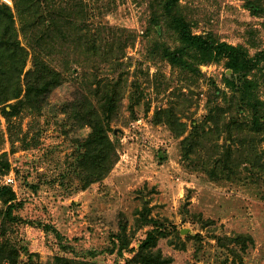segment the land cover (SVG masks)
<instances>
[{
    "label": "rangeland",
    "instance_id": "obj_1",
    "mask_svg": "<svg viewBox=\"0 0 264 264\" xmlns=\"http://www.w3.org/2000/svg\"><path fill=\"white\" fill-rule=\"evenodd\" d=\"M58 1L67 10L49 59L65 71L64 81L41 108L21 103L8 113L24 92L0 102V154L11 163L0 183L16 192L13 205L0 199V264H12L9 245L15 264H54L56 254L74 255L66 244L80 257L126 264L155 227L154 248L171 257L167 264H264V177L245 161L251 145L264 149V131L251 129L253 109L247 117L229 102L227 59L198 65L193 52L176 58L184 27L161 16L153 24L157 0ZM10 7L26 44L15 0ZM177 8L174 15L193 34L244 45L251 54L264 48V0H179ZM88 28L98 40L92 51L78 38ZM31 66L30 55L25 69ZM263 74L256 73L264 99ZM111 78L117 105L109 133L118 137L119 157L107 175L85 186L79 161L91 127L82 109L89 101L101 108ZM214 106L220 110L211 118ZM194 122L204 129L187 150ZM232 139L234 175L222 177L211 163ZM118 232L128 244L122 252Z\"/></svg>",
    "mask_w": 264,
    "mask_h": 264
},
{
    "label": "trees",
    "instance_id": "obj_2",
    "mask_svg": "<svg viewBox=\"0 0 264 264\" xmlns=\"http://www.w3.org/2000/svg\"><path fill=\"white\" fill-rule=\"evenodd\" d=\"M59 3L58 0H15V9L20 17L26 44H23L19 37L13 9L9 5L0 3V102L7 103L13 99H19L23 92L25 97V99L20 98L15 104L9 103L12 111L9 110L8 113H14L18 104L21 103L25 106L34 105L41 108L48 94L65 79L63 74L65 71L58 70L49 59L53 46H55L54 36L58 19L67 10V8H57ZM178 4L179 0H157L158 15L152 19V23L156 24L157 17L161 16L163 20H167L169 26L173 25L176 28L183 25L184 28L178 38L181 52H178L177 49L176 58H179V53L193 52L198 56V65L226 58V68L231 72L224 73L223 81L230 88L229 102L240 106L239 113H244L247 117L251 115V109H253L254 121H252L253 124H250L251 129L255 132L264 131V99L257 94L260 80L256 75L258 71L264 73V48L251 54L244 45H236L201 33L189 32L188 27L184 25L183 18L174 15V9H178ZM72 9H76L77 15L86 11L85 8ZM96 9L92 8V12ZM78 38L80 42L86 43L91 51L96 48L98 40L93 35L92 29L88 28V31L81 33ZM30 55L32 66L26 70ZM67 71L69 73V70ZM252 73L254 76L250 77ZM114 83V78L106 82L108 89L101 101V108L98 109L92 101H89V105L83 106L82 109V118L91 127L90 133L83 141L84 151L79 161L85 186L107 175L119 157L117 134L115 133L117 138L113 139L109 133L117 105V86ZM215 110H220V108L211 107L208 112L209 117L214 118L218 115L219 111ZM246 111L248 114H245ZM233 121L240 126L245 124L236 119ZM201 129H204L201 122L193 123L190 134L184 139V142L188 143L187 150L194 147L199 141L197 137L202 133ZM191 141L197 142L194 144ZM233 143H236L235 139L226 143V149L218 157L213 158L211 163L213 167L220 169L222 177L234 175L237 149L234 148ZM249 150V155L245 160L248 163V170H260L258 174L264 177V149L259 151L258 148L251 145ZM2 157L3 154H0L1 175L8 173L11 169L9 159H2ZM211 170L217 169L212 168ZM15 197L16 192L12 186L0 183V199L2 201L9 203L10 206L13 205ZM145 219L149 221L147 216ZM150 220L157 224L154 218L151 217ZM158 235V228L149 229L146 237L140 242L139 248L132 256L126 258V264H167L171 262L170 256L165 255L162 250L154 248ZM115 239L119 241V249L122 252V249L128 244L120 232L115 234ZM234 239L238 241L242 237L239 235ZM113 241L116 244V240ZM63 247L72 249L74 255L56 254L54 264H103L96 260L80 257L84 255L79 254L70 244L63 245ZM231 249L237 252L234 247ZM6 250L11 254H8L9 260L15 264L17 252H14V246L9 245ZM86 253L95 254L91 250H87Z\"/></svg>",
    "mask_w": 264,
    "mask_h": 264
},
{
    "label": "built area",
    "instance_id": "obj_3",
    "mask_svg": "<svg viewBox=\"0 0 264 264\" xmlns=\"http://www.w3.org/2000/svg\"><path fill=\"white\" fill-rule=\"evenodd\" d=\"M0 3L6 4L9 6H13L14 0H0ZM6 179H7V182H9V181L13 180V177H12V175H10L8 177L6 176Z\"/></svg>",
    "mask_w": 264,
    "mask_h": 264
},
{
    "label": "water",
    "instance_id": "obj_4",
    "mask_svg": "<svg viewBox=\"0 0 264 264\" xmlns=\"http://www.w3.org/2000/svg\"><path fill=\"white\" fill-rule=\"evenodd\" d=\"M182 232H185V229H182Z\"/></svg>",
    "mask_w": 264,
    "mask_h": 264
}]
</instances>
